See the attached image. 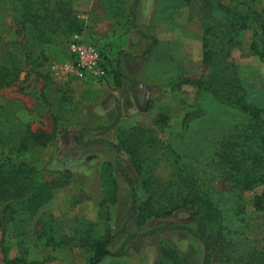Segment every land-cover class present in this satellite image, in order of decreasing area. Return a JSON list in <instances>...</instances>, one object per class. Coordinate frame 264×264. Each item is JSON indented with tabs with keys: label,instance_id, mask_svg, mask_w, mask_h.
Masks as SVG:
<instances>
[{
	"label": "rangeland",
	"instance_id": "obj_1",
	"mask_svg": "<svg viewBox=\"0 0 264 264\" xmlns=\"http://www.w3.org/2000/svg\"><path fill=\"white\" fill-rule=\"evenodd\" d=\"M66 1L83 22L85 37L106 48L108 70L120 67L111 57L110 45L102 42L105 36L111 34L121 40L120 32L124 30L125 43H134L136 40L126 34L135 24L147 37L134 45L138 51L130 52L133 56L128 53L135 60V68L131 64L121 67L126 74L118 84L108 75L81 82L51 69L53 63L69 59L66 45L59 40L49 46L38 42L31 24H21L18 1L0 0V64L14 65L19 70L15 83L0 88V142L18 145L20 135L26 131L52 133L53 139L46 147L29 148L24 158L44 179H52L63 170L71 181L57 188L41 207V223L49 226L43 230L40 225L31 228L27 257L38 264H87L89 250L80 246L76 238L69 239L81 226L79 229L87 230L91 237L122 230L109 249L116 251L123 245L124 254L107 256L100 264H154L162 258L163 247L173 248L187 264H201L202 245L187 230L171 228L147 236L141 234L164 224L204 223L202 215L188 209L183 198L190 166L200 169L217 141L245 121V114L236 107L197 89L199 77L209 69L202 60L203 37L215 42L226 38L228 15L203 0ZM253 4L262 8L264 0H253ZM211 24L216 30L214 35L207 28ZM251 34L249 28L243 30L239 44L230 47L225 59L235 67L248 100L261 104L264 62L250 54ZM152 39L155 44L149 53L147 45ZM112 51L118 58L124 55L123 51ZM183 78L186 82L177 86ZM162 118L166 122H160ZM113 122L116 126L108 131H85L83 139L89 143L77 144L74 128ZM117 127L138 132L139 150L143 151L139 159L145 163L142 174L134 168L126 151L112 146L118 141ZM147 137L155 140L158 147L145 144ZM85 158L91 161L85 163ZM177 173L180 178L172 176ZM126 174L137 190L139 203L154 192L159 194L160 202L177 206L176 211L162 217L138 218L133 214ZM107 178L116 185V198L113 203L102 204L103 181ZM170 183L172 186L165 189V184ZM213 189L216 200L219 188L213 185ZM259 192L260 188L242 194L239 215L231 208L220 211L224 228L215 232L208 228L218 237L228 230L233 248L243 259L249 251L264 255V210L254 207V195ZM74 199L79 202L74 203ZM0 219L9 228L4 240L9 245V256L14 257L19 252L15 231L4 216ZM80 220H84L82 225ZM38 230L46 233L39 237ZM217 249L215 252L220 253Z\"/></svg>",
	"mask_w": 264,
	"mask_h": 264
},
{
	"label": "trees",
	"instance_id": "obj_2",
	"mask_svg": "<svg viewBox=\"0 0 264 264\" xmlns=\"http://www.w3.org/2000/svg\"><path fill=\"white\" fill-rule=\"evenodd\" d=\"M21 7V24L30 23L33 27L35 38L38 42L46 43V46L59 40L65 45L72 35L84 32L83 22L71 10L66 0H17ZM189 1V0H187ZM205 3L215 7L229 17V31L226 38L215 42L214 39L203 37L202 60L208 65V73L199 77L198 92L211 93L223 104H230L245 114V121L234 130L221 137L217 145L202 160L201 168L193 165L188 184L185 186L184 199L187 208L193 209L196 214H201L204 223H170L154 227L141 234L147 236L161 230L178 228L184 229L195 236L203 248V259L201 264H212L220 261V264H262L264 255L255 251H249L243 259L233 248L232 237L225 235L218 237L210 233L217 228H224L222 221L224 216L220 214L222 209L231 208L235 215L241 212V197L246 191L260 188V192L254 195V207L256 210H264V100L257 104L248 100L242 82L236 75V69L227 63L226 57L230 47L239 44L243 30L252 31L250 38V54L264 62V7L257 8L253 0H203ZM137 32L142 36L147 35L133 24ZM211 34H215L214 26L208 25ZM205 33L208 30L205 29ZM217 38V36H215ZM155 44L152 39L149 52ZM218 44L220 48L218 49ZM222 44V45H221ZM72 56L68 53V58ZM234 68V69H233ZM19 70L14 65L0 64V88L8 87L15 83L19 76ZM107 75L119 83L123 73L118 68H111ZM186 82L183 78L177 86ZM160 122H166L165 118ZM116 126V122L102 125L96 128L109 130ZM118 141L112 144L126 151L133 162L134 168L142 174L144 162L139 159L143 151L139 150L138 132L133 129L124 131L117 127ZM141 133H144L141 131ZM53 139V134L44 130L26 131L20 135L18 145H9L0 142V216H4L11 228L15 231L16 244L19 252L14 257L9 256L8 243L4 240V234L8 226L0 219V251L2 255L1 264H38L30 260L29 237L31 228L40 225L42 230L45 226L41 223V207L51 199L54 191L70 181L67 172L60 171L52 179L40 177L37 169L25 160L26 150L34 147H46ZM133 142H132V141ZM145 144L157 146L156 141L147 137ZM161 146H159L160 149ZM193 168V169H192ZM201 172H200V171ZM180 178V174H173ZM131 189V206L133 214L139 217L152 216L162 217L173 214L177 206L171 205L169 201L160 202L159 194L151 192L145 197L143 203H139L138 193L133 186L129 175L126 174ZM186 178H183V182ZM189 179H191L189 181ZM178 181V180H177ZM179 183H181L179 181ZM102 204L113 203L116 198V185L105 179ZM182 184V183H181ZM184 184V183H183ZM182 184V185H183ZM189 185L191 186L189 188ZM213 185L218 186V196L213 197ZM172 183L165 184V189L171 187ZM222 202V203H221ZM172 203V200H170ZM202 206V211L200 208ZM241 207V208H240ZM214 209V210H213ZM216 210V211H215ZM84 220L78 221L79 225ZM209 227H211L209 231ZM69 239H77V243L89 250L87 264H100L107 256H122L123 245L116 251H111L109 245L117 234L107 231L102 237H91L87 230L79 229ZM206 228V230H205ZM46 232L39 231L37 236H44ZM138 236V235H136ZM68 239V240H69ZM213 243V244H212ZM220 253H216L215 250ZM162 258L154 264H187L186 260L179 258L173 248L163 247ZM243 259V260H242ZM241 260V261H239Z\"/></svg>",
	"mask_w": 264,
	"mask_h": 264
},
{
	"label": "built area",
	"instance_id": "obj_3",
	"mask_svg": "<svg viewBox=\"0 0 264 264\" xmlns=\"http://www.w3.org/2000/svg\"><path fill=\"white\" fill-rule=\"evenodd\" d=\"M65 45L72 57L52 64L51 69L56 74L81 82L101 80L107 76V50L103 44L87 39L83 32L72 35Z\"/></svg>",
	"mask_w": 264,
	"mask_h": 264
},
{
	"label": "crops",
	"instance_id": "obj_4",
	"mask_svg": "<svg viewBox=\"0 0 264 264\" xmlns=\"http://www.w3.org/2000/svg\"><path fill=\"white\" fill-rule=\"evenodd\" d=\"M85 16L86 15H83V17H85ZM123 31L124 30H122L120 32L121 40H119L120 37H113L110 34V35L105 36L103 38L104 40H102V42H104V43L106 42L107 44L110 45L111 57H114L116 59V63H118V66L120 67L118 69H120L122 71V73L124 75L123 77H125L126 72L123 71L121 69V67H123V66H125L127 64H131L134 67L135 60L133 59V57H131L133 55L130 52H132V51H138V49L135 48L134 45H137V43L138 44L142 43V40H143L144 37L140 33L137 32L136 28H131V30L129 32H127L126 37L128 36V37H130V39H134L136 41H134V43L128 44V43H125L126 42V39H125V37H123V36H125L124 34H122V33H124ZM112 44H113V46H111ZM115 45H117L116 48L114 47ZM148 47H150V44L147 45V49H148ZM112 50L123 51L124 52V55H122L121 57L118 58L117 55H114V53H113ZM152 50H153V48L149 51V53H151ZM128 53L131 54V56H129ZM94 129H99V128H96L95 126L94 127L93 126L92 127H89V126L88 127H81L80 129H75L74 128V136H76V142H77V144L78 145H80V144L86 145L87 143H89V141H86V140L83 139V134H84L85 131H90V130H94ZM107 131H106V133H107ZM102 138H105V135ZM90 161L91 160L85 158L83 162L88 163ZM62 172H66V171H63L62 170ZM70 182L71 181H69V183ZM77 202H79V200L74 199V203H77ZM65 211H67V210H65Z\"/></svg>",
	"mask_w": 264,
	"mask_h": 264
}]
</instances>
